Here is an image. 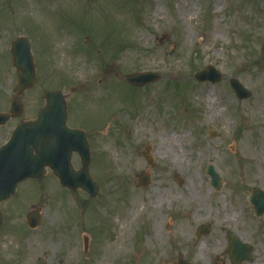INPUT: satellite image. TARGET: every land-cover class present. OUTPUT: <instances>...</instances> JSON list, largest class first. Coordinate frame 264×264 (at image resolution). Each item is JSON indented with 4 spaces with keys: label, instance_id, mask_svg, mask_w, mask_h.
<instances>
[{
    "label": "rangeland",
    "instance_id": "obj_1",
    "mask_svg": "<svg viewBox=\"0 0 264 264\" xmlns=\"http://www.w3.org/2000/svg\"><path fill=\"white\" fill-rule=\"evenodd\" d=\"M19 36L29 38L37 81L21 97L20 116L0 127V146L19 122L37 116L45 91L60 90L69 126L87 133L99 193L70 191L50 169L21 183L1 204L0 264H28L29 238L42 246L33 264H178L179 254L190 264H231L224 227L253 246V262L243 264H264V215L250 202L253 188L264 190V113L256 110L264 99V0H0V112L15 95L10 46ZM209 64L223 76L217 83L195 78ZM109 65L114 72L106 73ZM144 71L160 77L142 88L125 79ZM233 78L250 98L236 97ZM209 94L222 112L206 119ZM173 148L185 158L166 172ZM136 159L146 168L131 169ZM71 161L81 167L77 153ZM147 171L149 186H138ZM161 180L169 183L152 211L144 200ZM216 200L228 208L227 220L216 218ZM37 206L40 224L31 229L26 216ZM203 224L211 231L197 237ZM123 234L124 247L105 249Z\"/></svg>",
    "mask_w": 264,
    "mask_h": 264
},
{
    "label": "water",
    "instance_id": "obj_2",
    "mask_svg": "<svg viewBox=\"0 0 264 264\" xmlns=\"http://www.w3.org/2000/svg\"><path fill=\"white\" fill-rule=\"evenodd\" d=\"M12 55L14 65L18 70L17 92L21 95L26 89L31 88L36 82V69L31 45L26 37H20L13 43ZM114 70L111 65L108 71ZM159 76L151 73H135L129 75L128 82L136 86H144L154 82ZM196 79L204 82L217 83L222 79V74L213 66L196 73ZM239 99H248L252 96L237 78L230 80ZM47 104L41 109L34 120L20 123L14 130L9 141L0 147V226L3 222L1 203L15 194L19 183L25 179H41L45 175L46 167H50L59 178L61 184L71 190L81 188L91 196H97L98 186L89 173L91 161L90 146L83 130L72 129L67 125V102L60 91L46 93ZM21 105L18 98L11 102V112L19 113ZM11 115L0 113V125L9 121ZM217 136V132H210ZM149 149V146L147 147ZM78 152L83 167L76 170L71 158ZM207 174L211 176V184L216 190L221 188V177L212 165H209ZM140 183L147 185L149 176L144 174ZM258 217L264 214V190L254 188L250 195ZM40 210L37 207L27 216L31 228H36L40 223ZM210 231L208 225L199 228V235ZM229 246L226 251L233 264H242L244 261H253L252 245L243 243L239 237L227 230ZM178 264H189L182 255L178 257Z\"/></svg>",
    "mask_w": 264,
    "mask_h": 264
},
{
    "label": "bare ground",
    "instance_id": "obj_3",
    "mask_svg": "<svg viewBox=\"0 0 264 264\" xmlns=\"http://www.w3.org/2000/svg\"><path fill=\"white\" fill-rule=\"evenodd\" d=\"M155 8H156V12L161 11V6L156 5ZM186 10L189 13H191V11H192L190 8H187ZM256 110H258L259 112L264 113V99H262L261 102H259L257 104ZM221 112H222V110H220L219 108L214 107V100H213L211 94H209V96H208V111L206 112V119L212 117L214 114H220ZM164 117L165 116L159 117V121H157V126L161 125V122L164 120ZM187 135H188L187 133H181L180 137L181 138H185V137H187ZM167 137H169V136L166 135V138ZM160 144H166V142L164 140H161ZM263 148H264V140H263V143H262V149ZM201 149H202V147H201ZM203 150H206V149L203 148L201 150V152ZM173 153H174L173 158L168 162V164H166L164 166L166 172H175L183 164V161H184V158H185L184 153L176 151L175 148H173ZM169 154L170 153H167L166 155L168 156ZM128 165L131 167V169L134 168L135 170H138L140 168L141 169L142 168H146L145 163L142 160H140V159H136L133 163H130V164L128 163ZM162 175H165V173H163L161 175H158L159 176L158 178L162 177ZM168 183H169L168 180L159 181L160 191L159 192H154L152 195L147 196V199L144 200V202H146L149 207L150 206L151 207L155 206V205L159 204V202H162L160 200H161V197L164 195L163 191H164V188L167 187ZM138 199H139V203H141L142 199L141 198H138ZM136 202H138V201L135 200L134 201V205L136 204ZM213 205H214V209H215V216L218 219V221L227 220L228 219V215H229L228 208L226 206L222 205L219 200L214 201ZM134 208L135 207H133V209L130 211V214H133V212L135 211ZM195 213H197V212H194V214ZM128 238H129L128 234H126V235L123 234L121 236V238H120L121 241H120V239L108 241L106 243V245H105V249L109 250L111 248L124 247V243H125L126 240H128ZM27 243H28L29 249H28L27 255L25 257V261L28 264H33V262H34V260H33L34 254L38 251V249L40 247L42 248V246H40L38 238H29ZM68 253L70 254V257L72 258L73 252L71 250H69Z\"/></svg>",
    "mask_w": 264,
    "mask_h": 264
},
{
    "label": "flooded vegetation",
    "instance_id": "obj_4",
    "mask_svg": "<svg viewBox=\"0 0 264 264\" xmlns=\"http://www.w3.org/2000/svg\"><path fill=\"white\" fill-rule=\"evenodd\" d=\"M169 182V181H168ZM168 186V185H167ZM166 188V187H165ZM163 198H161V200H162ZM149 209H151L152 211H153V207H149Z\"/></svg>",
    "mask_w": 264,
    "mask_h": 264
}]
</instances>
